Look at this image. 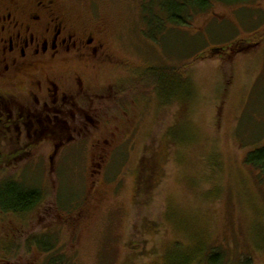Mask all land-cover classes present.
<instances>
[{
    "label": "rangeland",
    "instance_id": "obj_1",
    "mask_svg": "<svg viewBox=\"0 0 264 264\" xmlns=\"http://www.w3.org/2000/svg\"><path fill=\"white\" fill-rule=\"evenodd\" d=\"M55 1L101 32L116 63L90 78L111 98L91 139L0 172L43 196L31 217L0 213V264H264V182L246 163L264 147V0ZM158 71L187 80L169 104Z\"/></svg>",
    "mask_w": 264,
    "mask_h": 264
},
{
    "label": "flooded vegetation",
    "instance_id": "obj_2",
    "mask_svg": "<svg viewBox=\"0 0 264 264\" xmlns=\"http://www.w3.org/2000/svg\"><path fill=\"white\" fill-rule=\"evenodd\" d=\"M115 63L101 32L79 28L55 0H35L29 7L0 1V172L44 144H52V160L78 138L91 139L96 109L111 97L98 93L90 75ZM16 187L32 190L16 178L3 181L0 213L31 217L43 196L17 212L3 199Z\"/></svg>",
    "mask_w": 264,
    "mask_h": 264
},
{
    "label": "trees",
    "instance_id": "obj_3",
    "mask_svg": "<svg viewBox=\"0 0 264 264\" xmlns=\"http://www.w3.org/2000/svg\"><path fill=\"white\" fill-rule=\"evenodd\" d=\"M221 1L232 4V3L240 2L241 0H221ZM205 3L206 0H203L202 8H206ZM164 10L168 12V17L172 22L182 21L180 18L176 17L175 14L171 10H169L166 6L164 7ZM172 73H173L172 71L168 73L158 71V74H156V77L158 79L157 80L158 86L160 89L161 100L164 103H168V104L170 103V101L169 100L167 101L165 97L166 95H170L173 91L184 92L187 86V80L184 79L183 74L179 73V71H175L174 73L175 78L173 79L171 77ZM246 163L258 171L259 179L261 180V182H264V147L249 153V155L246 158ZM3 199L6 204L17 206L16 207L17 212L18 210L25 211L30 205L32 208L37 203V201L39 200V191L31 190L30 192L24 193L22 192V190L16 187V191H14L13 193L11 194H9L8 192L4 193ZM40 245H42V248L43 250H45V252L50 253L52 251L49 242L43 241V243H41ZM200 250L202 251V249ZM203 250L205 252V248ZM216 253L217 252L215 251L214 252L212 251V253H210L209 264H220V261H218V259L220 258V254H216ZM194 259H195L194 256L193 257L188 256L186 258L187 262H189L188 264H192ZM49 264H65V263L61 259H52L49 262Z\"/></svg>",
    "mask_w": 264,
    "mask_h": 264
}]
</instances>
